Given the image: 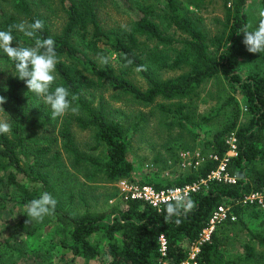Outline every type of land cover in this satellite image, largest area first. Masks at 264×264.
Returning <instances> with one entry per match:
<instances>
[{"label": "trees", "instance_id": "16d2710c", "mask_svg": "<svg viewBox=\"0 0 264 264\" xmlns=\"http://www.w3.org/2000/svg\"><path fill=\"white\" fill-rule=\"evenodd\" d=\"M106 1L59 0L65 22L58 33L34 10L36 4L27 0H13L14 8L27 17L24 27L15 18L0 15V59L12 69L0 84V111L11 121L9 132L0 123V184L12 186L20 199L16 204L26 207L15 226L26 229L34 210L48 209L62 237L60 245L71 260L103 257L109 264H260L262 255L247 242L242 254L226 256V250L239 233L264 247V233L250 230L245 220L256 201L244 202L264 192V0H260L255 49L261 65L245 77L233 72L230 56L249 33L248 0H223L222 34L213 39L206 36L199 20L185 12V3L198 9L205 0H164L160 8L154 2L135 1L139 15L128 28L110 30L103 28L98 17ZM109 53L115 55L116 66ZM183 69L187 70L168 79L155 77L158 71ZM130 74L140 76L145 88L130 80ZM40 79L48 85L42 95ZM208 82L223 101L214 115L202 119L214 127L203 143L202 163L189 174L148 184L160 191L204 180L196 192L159 208L123 196L106 210L86 208L78 214L54 198L53 170L62 166L61 153L74 166L84 164L108 183L132 175L127 135L107 110L101 92L117 90L140 105H152L157 99H192ZM95 93H99L96 105ZM185 107L181 103L175 110L158 106L168 115L183 113ZM71 108L77 114L65 115L63 109ZM72 124L92 131V149H104L103 159L77 150ZM231 135L235 156L227 157ZM223 160V174L231 182L209 178ZM8 202L0 198V208L5 209ZM219 207L225 217L204 239L203 231ZM194 247L197 252L190 259ZM11 251L9 245L0 249V261Z\"/></svg>", "mask_w": 264, "mask_h": 264}, {"label": "rangeland", "instance_id": "374dc122", "mask_svg": "<svg viewBox=\"0 0 264 264\" xmlns=\"http://www.w3.org/2000/svg\"><path fill=\"white\" fill-rule=\"evenodd\" d=\"M27 1L36 4L37 8L33 6L34 10L47 18L52 32L58 33L61 30L65 19L59 0ZM135 1H145L148 4L154 2L159 8L164 3V0H107L104 6L98 9V17L103 28L105 30L128 28L139 15ZM184 7L188 10L185 11L188 16L199 20L201 28L209 39L222 34L223 0H205L198 9L186 3ZM245 11L248 16L249 33L240 39L230 56L234 62L233 72L243 77L252 72L256 66L261 65L260 58L255 55L260 0H248ZM0 15L15 18L20 28L27 23V17L14 8L13 0H0ZM108 56L110 62L116 66L115 55L109 53ZM46 65L50 67V64ZM186 70H162L156 72L155 77L164 80ZM11 73L12 69L1 58L0 84ZM129 78L137 86L145 88L144 80L137 74H130ZM46 86H48L47 81L40 79L38 83L40 95L43 94L42 88ZM195 92L192 99L182 102L157 99L152 105H140L120 95L117 90L101 92L107 110L123 125L127 135L133 164L132 175L129 179L108 183L102 176L94 175L86 165L74 166L72 159L61 153L62 166L53 170L57 183L54 198L73 214L81 213L86 208L103 211L117 201L121 202L125 190L150 186L148 185L150 182H161L180 174L191 173L202 163L203 143L210 138L214 130V127L205 124L202 119L214 115L218 105L223 101V97L216 94L211 82L203 84ZM98 100L99 93H95L94 105ZM239 100L242 104V100L240 98ZM180 103L186 106L180 114L174 112L168 115L158 108L159 105H164L170 110H175L176 105ZM63 111L65 115L77 114L73 108ZM10 122L9 116L0 111V123L8 132ZM71 131L78 151L103 159L104 149H92L94 145L92 131L81 130L75 124H72ZM140 183L144 185L140 186ZM16 195L12 186L6 183L0 184V198L9 200L5 209L0 208V249L5 250L8 245L12 249L0 264H109L103 257L92 261L71 260L60 245L62 237L59 236L58 226L54 224V216L48 209L40 207L34 210L29 216L26 229L16 227L26 210V207L16 204L20 200ZM254 201L256 208L246 213L245 220L250 230L264 233V192L258 194ZM234 236L236 239L226 250V256L242 254L244 243L247 242L254 247L257 254L262 255L263 260L260 264H264V247L250 240L246 233ZM203 238H207L204 233ZM196 252V247L190 249V259Z\"/></svg>", "mask_w": 264, "mask_h": 264}, {"label": "built area", "instance_id": "2783aa9c", "mask_svg": "<svg viewBox=\"0 0 264 264\" xmlns=\"http://www.w3.org/2000/svg\"><path fill=\"white\" fill-rule=\"evenodd\" d=\"M227 143L229 144V152L227 153V157L235 156V139L231 135L227 139ZM230 154H233L230 156ZM224 161L220 164L218 169L215 172H212L209 178L211 179H224L225 181L231 182L233 181L231 178H228L226 174H223L224 171ZM205 181L201 180L199 182H195L183 187H176V188H168L160 191H155L150 186H143L140 188H130L128 190H125L124 197L131 198V199H140L145 202H147L151 207L153 208H159L162 204L169 202V201H181L184 198H186L190 193L196 192L201 184H204ZM258 194H253L249 197L245 198L244 202L252 203L253 199L257 197ZM225 217V210L222 207H219L217 211L213 214L211 220H210V226L206 230L203 231V233L207 236H209V233L212 231L214 224L217 221H220L222 218ZM206 238V239H207ZM164 243L162 242V245ZM164 249L162 248V251ZM194 257V256H193Z\"/></svg>", "mask_w": 264, "mask_h": 264}]
</instances>
